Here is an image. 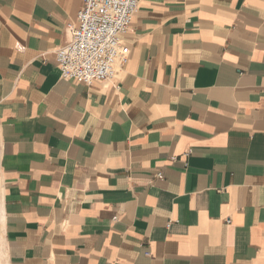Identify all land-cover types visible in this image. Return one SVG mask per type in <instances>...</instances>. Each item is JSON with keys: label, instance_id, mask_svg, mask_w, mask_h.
Masks as SVG:
<instances>
[{"label": "crops", "instance_id": "0c3cea01", "mask_svg": "<svg viewBox=\"0 0 264 264\" xmlns=\"http://www.w3.org/2000/svg\"><path fill=\"white\" fill-rule=\"evenodd\" d=\"M82 3L0 0V264H264V0H141L91 86Z\"/></svg>", "mask_w": 264, "mask_h": 264}, {"label": "built area", "instance_id": "2783aa9c", "mask_svg": "<svg viewBox=\"0 0 264 264\" xmlns=\"http://www.w3.org/2000/svg\"><path fill=\"white\" fill-rule=\"evenodd\" d=\"M140 1L83 0L76 21L67 25L71 40L55 51L61 77L79 79L89 86L116 79L128 60L124 35Z\"/></svg>", "mask_w": 264, "mask_h": 264}]
</instances>
